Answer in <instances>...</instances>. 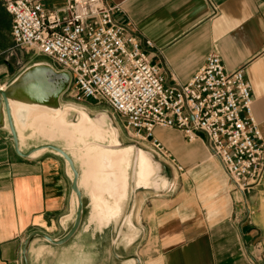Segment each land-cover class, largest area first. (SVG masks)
I'll list each match as a JSON object with an SVG mask.
<instances>
[{"label": "crops", "instance_id": "obj_1", "mask_svg": "<svg viewBox=\"0 0 264 264\" xmlns=\"http://www.w3.org/2000/svg\"><path fill=\"white\" fill-rule=\"evenodd\" d=\"M105 1L118 8L113 18L138 37L165 83H184L207 53L218 55L227 70L241 66L264 153V0ZM3 30L13 43L10 15L0 3ZM29 65L11 74L0 66V86ZM113 117L112 112L110 122ZM12 125L15 140L0 100V264H264L249 220L237 217L236 209L246 205L233 201L202 132L188 139L173 127L154 128L181 166L176 169L149 149L148 140L116 130L119 143L132 146L122 177L107 165L105 175L76 182L81 215L63 237L73 224L77 196L69 163L48 144L63 149L64 140ZM79 162L74 165L80 175ZM161 164L167 192L158 187L166 184L156 174Z\"/></svg>", "mask_w": 264, "mask_h": 264}, {"label": "built area", "instance_id": "obj_2", "mask_svg": "<svg viewBox=\"0 0 264 264\" xmlns=\"http://www.w3.org/2000/svg\"><path fill=\"white\" fill-rule=\"evenodd\" d=\"M0 3L10 15L15 46L68 70L70 97L105 101L131 138L148 140L149 149L176 169L181 166L154 128L173 127L188 139L200 131L232 188L245 193L264 187L261 134L241 66L227 70L218 55L207 53L184 83L168 84L138 37L113 18L118 8L105 0Z\"/></svg>", "mask_w": 264, "mask_h": 264}, {"label": "bare ground", "instance_id": "obj_3", "mask_svg": "<svg viewBox=\"0 0 264 264\" xmlns=\"http://www.w3.org/2000/svg\"><path fill=\"white\" fill-rule=\"evenodd\" d=\"M67 77L65 70H56L39 61L22 70L7 87L0 86L5 92L11 120L15 124L29 125L48 138H63L62 147L74 168L75 161L82 165L81 174L77 173L76 177L78 184L85 183L88 176L105 175L107 165L121 178L123 160L132 146L119 143L116 129L104 112L91 116L84 108L73 104L60 105L57 94L65 86ZM70 110L74 118L67 117ZM19 114L24 115L21 120L15 117Z\"/></svg>", "mask_w": 264, "mask_h": 264}, {"label": "rangeland", "instance_id": "obj_4", "mask_svg": "<svg viewBox=\"0 0 264 264\" xmlns=\"http://www.w3.org/2000/svg\"><path fill=\"white\" fill-rule=\"evenodd\" d=\"M18 49L14 48V44L11 42L10 37L7 35L6 31L3 30L0 34V66H5L11 74L12 72L16 70H20L24 66L31 64L33 62H45L48 63L51 67H53L56 70H67L65 67H62L55 62H53L51 59L46 57L44 54L33 51L31 49ZM65 86L63 85L61 89L58 92V102L60 105L63 104H70L75 107L84 108L86 111L90 110L92 113L91 116L104 112L108 119L111 118V113L113 112L114 116L112 118V125L115 127L116 130L122 131L123 133H126L127 129L123 126L124 121H121V116L114 113L111 109V107L105 103L102 99H93V98H76V97H70L67 93L69 87L71 86V78L70 75L67 77L66 81L64 82ZM63 89V90H62ZM76 103V104H75ZM72 110L69 111V114L67 115L68 118H74L73 117ZM128 137H130L128 135ZM160 168V169H159ZM156 169V174L158 176L165 178L166 184L164 186H158L161 190L160 192H167L170 185H168V181L165 177V173L162 171L164 169L163 165L161 164V167ZM167 172H169V168H167ZM229 182V181H228ZM231 187V186H230ZM232 193L234 191V195L232 196L233 201L236 203H240L243 205H246L245 208H240L239 210L236 209V213L239 214L237 217H243L249 220L251 224V228L254 229V235L256 236L253 245L255 248H257L258 251H264V187L261 188H255L251 189L248 192L245 193H239L236 189L232 188ZM174 191V190H173ZM258 260H264L261 256V258H258Z\"/></svg>", "mask_w": 264, "mask_h": 264}, {"label": "water", "instance_id": "obj_5", "mask_svg": "<svg viewBox=\"0 0 264 264\" xmlns=\"http://www.w3.org/2000/svg\"><path fill=\"white\" fill-rule=\"evenodd\" d=\"M0 100L2 101V104H3L4 109H5L7 121H8L10 130H11V136L15 140V137L16 136H15L14 128H13V125H12V120H11V116H10V112H9V107H8L7 100H6V97H5V92L1 88H0ZM48 145L51 146L52 148L56 149L58 152H60L65 157V159L69 163L70 168L72 170V182H71V186H72V189L74 190V192L76 193V196H77V205H76L75 215H74V219H73V224L71 225V227L67 231V233L63 236V237H66L68 234H70L74 230V228L76 227L77 223L79 222L80 215H81V207H82V204H81V198H80V191H79L78 187L76 186L77 170L72 165V162H71L70 157L65 153V151L62 148L57 147V146L52 145V144H48ZM18 152L19 153H23V152H20V151H18ZM44 236L48 240L56 241V239H53V238H51L50 236H48L46 234H44Z\"/></svg>", "mask_w": 264, "mask_h": 264}]
</instances>
